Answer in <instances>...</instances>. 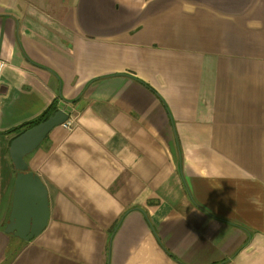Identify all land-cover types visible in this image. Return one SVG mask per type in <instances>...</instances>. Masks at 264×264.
<instances>
[{"label": "crops", "instance_id": "crops-1", "mask_svg": "<svg viewBox=\"0 0 264 264\" xmlns=\"http://www.w3.org/2000/svg\"><path fill=\"white\" fill-rule=\"evenodd\" d=\"M55 104L25 242L7 133ZM0 264H264V0H0Z\"/></svg>", "mask_w": 264, "mask_h": 264}, {"label": "water", "instance_id": "water-1", "mask_svg": "<svg viewBox=\"0 0 264 264\" xmlns=\"http://www.w3.org/2000/svg\"><path fill=\"white\" fill-rule=\"evenodd\" d=\"M69 114L59 110L55 115L15 138L10 145V158L17 172L13 209L6 234L29 242L38 237L49 221L47 191L39 177L29 172L26 158L57 127L69 121Z\"/></svg>", "mask_w": 264, "mask_h": 264}, {"label": "trees", "instance_id": "trees-1", "mask_svg": "<svg viewBox=\"0 0 264 264\" xmlns=\"http://www.w3.org/2000/svg\"><path fill=\"white\" fill-rule=\"evenodd\" d=\"M59 110H60L59 106L55 104L47 112H45L40 118L36 119L35 121L21 125L20 127L15 128L13 130H10L7 134L8 135H14V138H13V140H14L16 137L20 136L25 131L37 126L38 124H40L44 121H46L47 119H49L50 117L55 115Z\"/></svg>", "mask_w": 264, "mask_h": 264}, {"label": "built area", "instance_id": "built-area-1", "mask_svg": "<svg viewBox=\"0 0 264 264\" xmlns=\"http://www.w3.org/2000/svg\"><path fill=\"white\" fill-rule=\"evenodd\" d=\"M65 128H67V129H71V127L73 126V123H72V121L71 120H69L67 123H65L64 125H63Z\"/></svg>", "mask_w": 264, "mask_h": 264}]
</instances>
